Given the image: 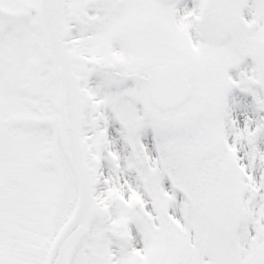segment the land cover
Returning <instances> with one entry per match:
<instances>
[{
  "label": "snow or ice",
  "instance_id": "obj_1",
  "mask_svg": "<svg viewBox=\"0 0 264 264\" xmlns=\"http://www.w3.org/2000/svg\"><path fill=\"white\" fill-rule=\"evenodd\" d=\"M0 264H264V0H0Z\"/></svg>",
  "mask_w": 264,
  "mask_h": 264
}]
</instances>
